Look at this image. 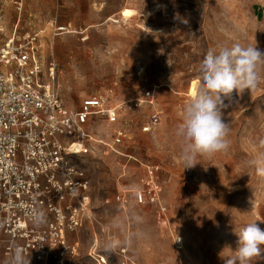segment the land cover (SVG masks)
Instances as JSON below:
<instances>
[{
  "label": "rangeland",
  "instance_id": "1",
  "mask_svg": "<svg viewBox=\"0 0 264 264\" xmlns=\"http://www.w3.org/2000/svg\"><path fill=\"white\" fill-rule=\"evenodd\" d=\"M0 17L7 35L15 29L40 33L39 54L46 65L56 64V85L70 108L98 93L133 99L142 84L155 92V105L122 118L129 139L118 152L97 143L80 150L93 216L72 236L79 242L73 264H99L100 255L115 264L123 247L131 264H223L234 255L236 228L257 221L264 229V176L248 164L264 139V69L255 90L224 101L226 151L185 168L175 134L184 104L201 83L209 48L240 43L264 52V0H23L21 12L12 0H0ZM154 108L162 111L161 123L143 132ZM120 124L94 117L89 132L108 143ZM152 164L160 167L161 204L140 206L130 189L141 187ZM118 193L127 196V205L117 202ZM132 212L142 223L126 221L123 233L109 227L114 217ZM128 231L138 232L131 246L103 250L109 237L123 240ZM173 232L184 237L183 249L176 248ZM4 255L0 250V264L17 261L16 254ZM252 264H264V254Z\"/></svg>",
  "mask_w": 264,
  "mask_h": 264
},
{
  "label": "built area",
  "instance_id": "2",
  "mask_svg": "<svg viewBox=\"0 0 264 264\" xmlns=\"http://www.w3.org/2000/svg\"><path fill=\"white\" fill-rule=\"evenodd\" d=\"M12 1L21 12L23 0ZM40 45L36 31L15 29L7 35L0 17V244L10 257L19 249L38 264H73L79 242L72 236L93 216L90 179L77 157L86 143L118 152L129 139L122 118L144 104L155 105V92L142 84L139 97L114 100L98 93L70 108L56 85V64L46 65ZM94 117L122 123L110 132L108 143L89 132ZM161 120L162 111L154 108L142 131H153ZM74 144H81V151L71 149ZM159 172V165L146 166L140 190L133 193L137 205L161 204ZM116 200L129 203L124 193ZM160 207L166 214L168 208ZM172 236L176 248L183 249L184 237ZM116 254L115 264H131L127 248ZM96 260L108 264L103 255Z\"/></svg>",
  "mask_w": 264,
  "mask_h": 264
},
{
  "label": "clouds",
  "instance_id": "3",
  "mask_svg": "<svg viewBox=\"0 0 264 264\" xmlns=\"http://www.w3.org/2000/svg\"><path fill=\"white\" fill-rule=\"evenodd\" d=\"M187 23L186 20L182 21ZM264 69V52L256 45L234 43L231 47L218 45L209 48L204 56L200 71L201 83L195 88L183 106V116L177 125L175 134L181 141L180 156L185 168H193L198 157L212 156L226 151L229 142L228 123L224 120L222 110L224 101L245 90H255L261 81V70ZM261 151L250 161L258 175L264 176V139L259 141ZM131 191L139 192V186H131ZM142 223V217L135 212L128 216L113 218L110 228L125 230V222ZM237 237L234 253L223 264H252L256 257L264 254V229L257 221H250L234 230ZM138 237V232L128 231L123 240L109 237L103 244L108 253L122 245L131 246ZM18 264H23L20 250H17Z\"/></svg>",
  "mask_w": 264,
  "mask_h": 264
},
{
  "label": "crops",
  "instance_id": "4",
  "mask_svg": "<svg viewBox=\"0 0 264 264\" xmlns=\"http://www.w3.org/2000/svg\"><path fill=\"white\" fill-rule=\"evenodd\" d=\"M0 250H2V251H3V256H4V258H5V259H7V258H6V256L4 255V248H3V245H1V244H0ZM20 255H21V254H20ZM21 256L23 257V260H24V261H26V260H28V259H29V260L31 261L30 263H33V264H34V263H35V264H38V263H37V262H35V261H34L32 258H29V257H24L23 255H21Z\"/></svg>",
  "mask_w": 264,
  "mask_h": 264
},
{
  "label": "bare ground",
  "instance_id": "5",
  "mask_svg": "<svg viewBox=\"0 0 264 264\" xmlns=\"http://www.w3.org/2000/svg\"><path fill=\"white\" fill-rule=\"evenodd\" d=\"M71 149H74V151H80L81 150V144H74Z\"/></svg>",
  "mask_w": 264,
  "mask_h": 264
}]
</instances>
